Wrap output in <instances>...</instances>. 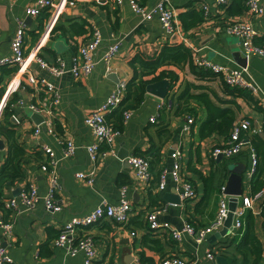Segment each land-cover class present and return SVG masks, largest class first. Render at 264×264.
Segmentation results:
<instances>
[{
    "label": "crops",
    "instance_id": "obj_1",
    "mask_svg": "<svg viewBox=\"0 0 264 264\" xmlns=\"http://www.w3.org/2000/svg\"><path fill=\"white\" fill-rule=\"evenodd\" d=\"M56 1L61 2V11L52 24L50 12L38 16L27 13V7L36 4V0H0V55L12 52L11 37L18 20L26 25L27 51H38L49 61H55L58 55H62L68 66L72 64L79 44L91 35L92 27L96 26L102 34V41L94 51L96 66L86 75L76 77L71 70L57 75L39 61H33L31 66L34 73L45 76L59 88L60 101L53 108L56 126L59 125L58 129L71 136L76 143L74 154L61 157L59 162L62 187L58 193L64 201L62 210L51 211L46 208L43 195L49 187L48 177L40 166V161L45 157L42 146L50 144L61 156V143L49 132L46 122L40 132L34 130L37 122L32 118L33 108L29 106L34 99L33 85L19 80L21 72L12 71L14 65L0 67V93L3 90L0 94V119L14 92L19 91L20 97L10 103L14 109L11 117L16 123L19 140L26 149L21 160L23 175L1 186L4 197L16 196L20 206V210L12 213L13 232L7 233L0 225V246L13 259L3 264H84L83 249L71 254L66 248L55 245L52 238L71 215L85 213L103 200L117 202L124 193L134 202L128 225L103 218L87 226L97 242V264H138L142 257L159 264L161 257L171 253L193 260V264H209L211 260L206 255L209 248L216 249L217 254H224L225 264H244V255L237 248V243L247 230L250 214L253 216L254 231L262 242V253L256 264H264V144H258V147L254 145L258 151V163L253 173L249 172L253 157L248 145L229 160L223 156L213 157L211 147L221 141L225 133L212 131L201 135L200 123L207 115V107L195 95L207 93L219 105L233 107L237 118L246 116L251 119L250 134L258 131L264 139V53L252 54L247 58L240 37L226 30L227 24L232 21L248 18L246 0H229L225 6L216 0H171L178 28L176 40L171 39L173 34L167 32L157 15L142 20L129 0H123L121 4L113 0ZM159 1L141 0L149 9ZM232 1L235 2L232 7L234 11L229 12ZM204 4L207 12L203 8ZM242 7L243 11L236 12ZM192 10L203 12L204 20L185 31L181 17ZM252 21L259 34L264 35V12ZM115 41L119 42V50L107 61L104 58L105 51ZM175 41H184L193 49L195 56L244 69L245 78L259 85L257 93L247 89L258 99V103L244 94L232 92L229 87L233 85L229 83L227 86L223 77L212 71L198 74L183 62H164L158 66V71L166 68L178 73L167 93L175 90L173 97H162L145 90L141 98H137L134 92L128 100L133 112L123 122L115 138L116 151L94 162L87 145L96 138L85 121L86 113L105 101L120 81L128 83L134 77L135 68L131 58L138 51L154 55L164 43ZM137 65L141 68L138 62ZM141 77L135 78L138 91L142 89ZM161 98H165L167 103L159 113ZM193 111L197 112L196 116L191 113ZM40 113L44 118V113ZM188 113L195 117L189 129L183 126ZM152 114H158L156 121L150 120ZM3 139L5 145L0 148V165L8 149L7 141ZM176 148L182 151L183 174L193 181L197 189L195 197L187 200L180 198V202L166 197L169 192L179 194L170 174L166 187H157L158 174L163 165L173 164L171 151ZM38 150L42 155L38 156ZM138 152L146 153L151 158L153 178L149 183L136 175L135 167L128 159L131 153ZM240 162L245 163L246 169L239 204L248 196L253 205L248 207L245 226L239 231H229L217 237L215 230L198 242L187 231L182 238L177 239L164 229L153 231L149 227L146 212L160 202L167 203V206L159 217L169 220L174 226L183 225L186 218H192L198 225L209 223L218 211L221 185L227 182L230 166ZM92 168L95 169L94 182L76 174L77 171ZM30 180L36 181L41 195L33 208H28L19 195ZM134 227L137 229L136 234L131 233ZM255 255L250 253V260H254ZM233 258L235 260L231 263Z\"/></svg>",
    "mask_w": 264,
    "mask_h": 264
},
{
    "label": "built area",
    "instance_id": "obj_2",
    "mask_svg": "<svg viewBox=\"0 0 264 264\" xmlns=\"http://www.w3.org/2000/svg\"><path fill=\"white\" fill-rule=\"evenodd\" d=\"M117 4H121L123 0H113ZM135 12L139 13L142 20L150 19L157 15L163 27L169 34L177 33L178 28L175 23V9L171 0H160L153 8H146L139 0H129ZM220 5H227L229 0H216ZM248 18H242L227 24L226 30L231 35H238L241 39L242 46L244 47L245 55L250 57L252 54H263L264 43L255 41V37L259 31L253 25L252 19L264 12L263 0H246ZM205 11L207 6L203 5ZM61 2L56 0H36V4L27 7V13L32 16L40 15L43 10L50 12L52 17V24L56 21L60 14ZM207 12V11H206ZM51 23V22H50ZM26 25L23 21L18 20V24L11 37L12 52L10 54L0 55V67L3 65H17L15 70L17 73L21 72L19 80H24L25 83L33 85L34 99L29 103V106L35 111L44 113L45 117L37 122L34 126L36 132H40L47 123L49 132L54 134L58 141L61 143V156L57 153L56 149L50 144L46 143L42 146L45 157L40 161L41 168L46 172L48 177V190L44 193V201L46 208L51 211L62 210L64 201L58 193L62 187L60 180L59 162L61 157H67L74 154L76 143L71 136L65 135L56 126L55 116L53 115V108L60 101V91L56 83L49 80L45 76H40L34 73L31 69L33 61H39L41 65L47 67L51 72L60 75L66 70H71L72 73L79 77L90 73L96 66L97 59L94 56L95 49L102 41L101 31L96 27H92L91 35L82 41L78 49L74 52L73 61L70 66L67 65L66 60L62 55H58L55 61H49L42 57L38 51L30 52L26 48ZM119 50V42H111L108 49L105 51L104 58L109 61L114 57ZM196 62L204 67L211 68L214 72L222 74L226 82L233 86L245 87L250 89L253 93H257L259 85L245 78L243 74L244 69L229 67L228 65L212 61L206 57L195 56ZM18 80H16L17 82ZM14 82V80H13ZM127 82L120 81L117 87L108 95L107 99L100 105L89 110L85 115V121L91 127L96 140L89 143L87 148L94 162H97L103 155L109 152H115V138L121 131V127L115 122V117H109L108 113L113 109L120 106L127 90ZM41 89V90H40ZM42 89L44 93H41ZM173 89V88H172ZM169 92L168 97H173V92ZM2 100V97L0 101ZM167 103L165 98H161L158 106L159 113ZM133 112L131 105L121 108V113L124 121L129 118ZM158 113V114H159ZM158 114L150 116L151 121L157 120ZM17 117V116H16ZM19 119V117H17ZM195 117L193 114L188 113L184 122V127L191 128L192 122ZM251 119L243 116L236 118L230 128V131L225 137L215 142L210 150L213 157H218L222 153L226 159H231L236 156L245 145L250 147V153L253 157L252 168L249 170L253 173L258 163V153L251 141L250 129ZM171 155L174 158L173 164L168 166L163 165L159 180L157 182L158 188H165L167 185L168 174H170L176 182V190L180 194V198L187 200L197 195V189L191 179L183 174V161L182 151L180 148L173 149ZM129 161L133 164L136 170V175L142 180L149 183L153 178L151 168V158L146 153H131L128 156ZM78 177L87 178L89 182L95 180V169L80 170L76 172ZM222 196L220 199L218 211L215 217L207 224L198 225L193 222L191 218H186L183 225L174 226L169 220L161 219L160 213L165 210L167 203L160 202L151 207L146 212L149 227L153 231L164 229L171 233L174 238H182L185 231L191 233L198 242H202L207 235L220 229L230 210V194L225 192V183L221 185ZM20 198L28 208H33L39 199L40 192L38 184L34 180H30L19 192ZM6 206L14 211L20 210L17 197L12 195L4 198ZM134 202L128 198L125 193L117 202L103 200L98 203L93 209L82 213L73 214L67 218L58 233L52 238L55 245L66 248L71 254H76L79 249H83L84 264H97V242L92 232L87 230L88 225H92L102 220L103 218H110L114 222L126 226L130 223L131 215L133 212ZM252 199L248 196L244 198L242 204H237L234 209L232 226L230 231L236 233L245 226V216L248 207H251ZM14 216L10 218L4 217V212L0 208V225L7 233L13 232ZM132 234L137 233L134 227L131 229ZM207 257L211 260L209 264H219L217 262V250L213 248L207 249ZM12 257L8 255L4 248L0 246V264L6 261H12ZM130 264V263H126ZM138 264H154L148 260L139 259ZM159 264H193V260L182 257L176 253L166 254L159 260Z\"/></svg>",
    "mask_w": 264,
    "mask_h": 264
},
{
    "label": "trees",
    "instance_id": "obj_3",
    "mask_svg": "<svg viewBox=\"0 0 264 264\" xmlns=\"http://www.w3.org/2000/svg\"><path fill=\"white\" fill-rule=\"evenodd\" d=\"M139 1L142 4L141 0ZM234 5L235 2L232 1V4L229 5L230 6L229 12L234 11L232 9ZM221 6H225V5H221ZM243 10L244 9L242 7V9L236 10V12H241ZM43 12H49V11L43 10ZM203 20H204L203 12L197 10H192L191 12L184 13L181 17L182 25L185 31H189L191 28H194L195 26L200 24ZM255 41L258 43H264V35H257L255 37ZM172 60L173 62H177V63L183 62L184 64H187L188 66H190L192 70H194L198 74L200 73L207 74L212 71L213 73L222 76V74L214 72L211 68L204 67L198 64L196 62L195 52L184 41L166 42L163 44V46L158 51V53L154 55H146L143 52L138 51L131 58V63L135 68V75L133 78H131L128 81L126 94L122 99L120 106L110 111L108 113V116L115 117V122H117V124L121 127L124 122L121 113V108L130 105L128 100L134 92H136L137 98H141L142 94L145 93L146 84L149 81L159 79L164 76L170 77L171 82L174 83V79L178 77V73L175 70L166 69V68H162L159 71L157 70L160 64ZM137 62L141 65V68L137 65ZM12 67H13L12 71H15L17 69V65H14ZM140 75H142L140 79V85L142 89L138 91L139 86L137 87L136 85L137 81H135V78H137ZM222 79L227 86L230 85L225 81L224 78ZM173 83H171V86L173 85ZM229 89L232 92H235L236 94L238 93L244 94L246 97L253 99L255 103H258V99L255 98L254 95H252V93L249 90L247 91V88L245 87L232 86V88L229 87ZM2 91L3 90H1V93ZM41 93H44L43 89ZM195 95H197L199 99L202 100L207 107V115L203 120H201L200 123L201 135L205 136L206 134L212 131L225 133V135H227L230 131V128L234 120L237 118L235 109L230 106L219 105L207 93H196ZM19 97H20V92L19 91L14 92L13 96L10 99V102L6 104L4 108L3 116L0 119V136L5 138L8 144L6 158L2 163V165H0V208L3 210L4 217L7 219L10 218L12 211L5 204L4 201L5 197L3 195L1 186L6 181L14 182L15 180H17V178L23 175L21 160L26 152L25 147L19 140V134L17 132L16 123L13 121L11 117L14 109L10 107V103L13 100L18 99ZM191 113H194L195 116L197 115L196 111H193ZM57 127L60 128L59 125H57ZM249 137L253 142V144L255 143L254 145H256L257 147L258 144L260 145L264 144L263 136L258 131L251 133ZM37 154L38 156L42 155L40 150L37 151ZM160 174L161 172L158 174V180ZM157 240L158 239H155V241ZM237 248L244 255V264H256L260 258V255L262 253V242L254 231L252 214H250V216L248 217L247 230L244 233L241 240L237 243ZM250 253L256 254L254 256V260L253 259L250 260L249 258ZM141 259L146 260V258L143 257ZM234 260L235 259L233 258L231 260V263H233Z\"/></svg>",
    "mask_w": 264,
    "mask_h": 264
},
{
    "label": "water",
    "instance_id": "obj_4",
    "mask_svg": "<svg viewBox=\"0 0 264 264\" xmlns=\"http://www.w3.org/2000/svg\"><path fill=\"white\" fill-rule=\"evenodd\" d=\"M171 37L172 40H176L178 38V34L174 33ZM170 84H171L170 77L164 76L159 79L149 81L146 84V90L148 92L163 97L167 95L170 88ZM31 116L35 120V122H40L43 119V115L40 112L34 110L32 111ZM4 145H5V141L2 137H0V148L4 147ZM222 156H223L222 153L218 155L219 158ZM230 169L231 172L225 184V192L230 194V203H229L230 210L228 212V215L225 219L223 226L215 231L217 237L227 234L230 231V227L232 226V221H233L234 209L237 207L240 195H242L244 190L243 178L246 169L245 163L244 162L234 163L233 165L230 166ZM166 197H168L170 200H174V201L177 200V202H180V197L178 193L175 194L173 192H169L166 194ZM225 260L226 257L224 254L222 253L217 254V261L219 264H225L226 263Z\"/></svg>",
    "mask_w": 264,
    "mask_h": 264
}]
</instances>
